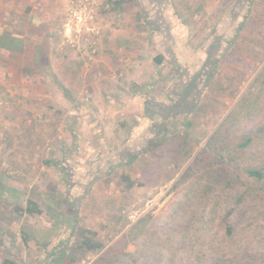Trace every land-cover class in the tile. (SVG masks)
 Segmentation results:
<instances>
[{
	"label": "rangeland",
	"instance_id": "374dc122",
	"mask_svg": "<svg viewBox=\"0 0 264 264\" xmlns=\"http://www.w3.org/2000/svg\"><path fill=\"white\" fill-rule=\"evenodd\" d=\"M156 4L161 19L169 14L185 31L180 62L167 63L158 88L137 85L119 66L107 87L121 91L111 97L93 99L106 82L99 75L89 78L98 82L91 93L60 99L68 48L96 55L102 18L115 24L138 12L147 23L154 3L0 0V261L214 264L221 253L264 249V180L246 173L264 167V134L237 147L264 122V0ZM15 35L28 43L25 58L3 43ZM22 61L21 72L14 65ZM21 113L25 124H11ZM245 192L229 237L223 217ZM29 200L42 213L26 212ZM80 229L104 247L84 248Z\"/></svg>",
	"mask_w": 264,
	"mask_h": 264
},
{
	"label": "crops",
	"instance_id": "0c3cea01",
	"mask_svg": "<svg viewBox=\"0 0 264 264\" xmlns=\"http://www.w3.org/2000/svg\"><path fill=\"white\" fill-rule=\"evenodd\" d=\"M152 2L154 3L152 11H150L149 9L146 10V12H148L150 15L149 18L151 19L147 23L140 22V14L138 12H131L133 13L132 16L134 17L131 20H126L125 13H123L124 19L118 21L117 23L114 22L115 24L109 21L110 19L103 20L102 18V21L99 22V28H101L102 32L101 36L96 41V47L98 48V52L96 55L93 56L87 53L81 55L76 52V49H74L73 51L71 50V48H68V65H70L68 71L71 75L68 78L69 86H67L66 84H64V86L69 88H58L60 99L61 96H64L66 92H72L75 95L74 97L78 96L77 94L80 93V91H82L81 93L84 92L86 95L87 93H91V84L98 82L94 80V82L92 81L91 83L89 78H96L97 76L99 77V75L101 76L98 79L99 82H101L102 80H105L106 82L104 84L98 83V88H92L93 94L91 93V95L93 99H102V96L104 97L106 93H108L107 97H111L109 93L110 90L116 92L121 91V88L107 87L108 82L113 79L110 76H113L114 72H117L119 66H124V69L127 72L126 78H129L130 74L133 75L132 79L134 78L133 80L136 81L137 85H139V83L140 85L152 83V88L159 87V83H161V80H164L165 76L168 75V73H170L171 71V69L166 66L167 63L172 62V64L174 65L180 62L176 50L178 48V45L180 44V38L185 35V31L183 29L184 25L174 23L169 14L168 20H165V18L161 19L162 14L157 11L158 6H155L157 5L156 2H160V0H152ZM117 3L119 4L120 2L117 1ZM162 9L163 8H161V10ZM120 10L121 12H124L119 8L116 10V13H119ZM99 14L101 15V13ZM154 24H156L157 27ZM158 25L161 29L158 28ZM169 25L170 28H168ZM141 29H146V31H142ZM149 39H152L151 44L149 42ZM3 43L10 47L7 48V51L10 52L12 56L13 52H15L16 54H20L21 57L24 56L25 58V55L27 54L26 52L29 50L28 43L25 37L22 35H15L7 42ZM175 45L176 47L174 48ZM147 48H149V51H147ZM124 51H126V54H124ZM170 51L172 52V54L169 53ZM128 53H131V55H129ZM142 53H149L148 58H145L144 54ZM167 53L171 54L170 56L173 57L169 58L166 55ZM158 55L163 56V59L159 63L156 61V57ZM61 60H63V58L59 59V61ZM88 61H93L91 62L90 66H88ZM14 63H17V61ZM14 66L18 69L21 68V72L24 69L26 70V68H24L25 64H23V61L21 64ZM131 69L133 70L132 72L135 73H131ZM58 71H60V69H58ZM95 71L101 73L103 71V76L100 73L96 74ZM55 73L60 77V73L57 74V70H55ZM81 88H84V91L80 90ZM12 89L14 88H10L7 90L11 92ZM23 89L26 91L29 89L35 90L34 88ZM41 89L43 88H40V90ZM123 89L125 90V94L127 95L129 91L126 88ZM28 92L29 91H27V93ZM113 95L116 94L114 93ZM135 103L137 104V100L135 101ZM58 104L59 105H56V107L58 108V110H60L62 105L60 104V102ZM62 104H64V102H62ZM104 104L106 105V101H104ZM105 105H103L102 108H105ZM15 107L17 106H14V108ZM26 107H28V105L22 102V106L20 107V109H25ZM85 109H87V106H85ZM15 117L20 118V120L15 119L14 121L10 122L11 124H25V120L28 118V116H24L22 113L20 116ZM8 118L9 117H7V119ZM9 120H11V118ZM2 260L3 258L1 259V261Z\"/></svg>",
	"mask_w": 264,
	"mask_h": 264
},
{
	"label": "trees",
	"instance_id": "16d2710c",
	"mask_svg": "<svg viewBox=\"0 0 264 264\" xmlns=\"http://www.w3.org/2000/svg\"><path fill=\"white\" fill-rule=\"evenodd\" d=\"M162 59H163L162 55H158L156 57V61L158 63L161 62ZM262 134H264V122H262L260 125L253 128L252 130L246 132L242 136L241 141L237 144L238 149L243 150L247 148L251 143L254 142L256 137H259ZM161 137L163 138L164 135H162ZM246 173L257 181L264 180V167H262L261 169H257V168L247 169ZM258 193L259 192H256V195L261 197V194ZM246 196H247V192L239 196L235 204L229 208V211L223 217L224 230L226 235L229 237L231 236L233 237L236 231V225L231 221V216L233 215V213L236 212V210L239 207H241V205H243L244 203L243 201L246 199ZM25 211L30 214L42 213V210L40 209L38 204L33 200L28 201V206L27 208H25ZM79 231H80L79 238L81 239L80 245H82L84 248L88 250L99 251L104 247V244L102 242H98L94 240L93 237L87 235V233H90L88 232V230L80 229ZM213 262L214 264H264V249H253L248 247L238 248V250L229 252L226 255L224 253L219 254L218 257L213 259ZM0 264H20V263L12 258L5 257L3 258ZM182 264H196V263L192 261H188L186 263L182 262Z\"/></svg>",
	"mask_w": 264,
	"mask_h": 264
},
{
	"label": "flooded vegetation",
	"instance_id": "af4514ba",
	"mask_svg": "<svg viewBox=\"0 0 264 264\" xmlns=\"http://www.w3.org/2000/svg\"><path fill=\"white\" fill-rule=\"evenodd\" d=\"M206 74L208 75V73L206 72ZM198 76V75H197ZM194 87V86H193ZM189 88H192L191 86L189 87ZM182 96V100L184 99V96L183 95H181Z\"/></svg>",
	"mask_w": 264,
	"mask_h": 264
}]
</instances>
